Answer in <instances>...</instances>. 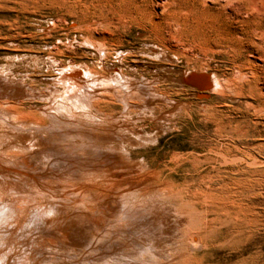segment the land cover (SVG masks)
I'll return each instance as SVG.
<instances>
[{
    "label": "bare ground",
    "instance_id": "6f19581e",
    "mask_svg": "<svg viewBox=\"0 0 264 264\" xmlns=\"http://www.w3.org/2000/svg\"><path fill=\"white\" fill-rule=\"evenodd\" d=\"M121 1L154 22L161 9L176 31L181 28L177 14L207 3L189 0V8L180 0H158L157 6L154 0ZM217 1L228 2L206 10L222 20L220 29L232 41L243 9L235 0ZM106 2L92 3L103 12ZM71 27L81 31L76 23ZM74 37L46 46L49 72L57 76H48L42 90L33 76L0 70V264H248L219 254H249L257 231H264V169H251L258 161L251 146L239 147L235 137L240 135L233 131L202 130L200 135L230 145L195 135L200 143L186 158H171V174L147 164L133 178L111 177L136 172L126 160V147H119L129 126L146 121L167 130L166 124L188 107H175L156 86L128 76L129 52L111 51L93 37ZM74 43L93 48L102 70L108 72L110 58L118 67L109 76L97 66L59 56ZM151 45L161 57L175 55L170 47ZM211 84L212 92L225 89L218 77ZM157 101L174 107L173 113H157ZM111 125L120 130L103 131ZM50 190L69 198L51 197Z\"/></svg>",
    "mask_w": 264,
    "mask_h": 264
},
{
    "label": "rangeland",
    "instance_id": "374dc122",
    "mask_svg": "<svg viewBox=\"0 0 264 264\" xmlns=\"http://www.w3.org/2000/svg\"><path fill=\"white\" fill-rule=\"evenodd\" d=\"M180 1L184 7H193L189 0ZM92 2L0 0V70L10 71L18 77L33 76L42 90L49 84L48 76H57L49 72L46 46L51 47L67 36L71 39L74 36L80 38L81 35L93 37L111 51L122 48L130 53L128 65L124 68L128 76L137 82L156 86L161 93L168 94L175 107H188L166 124L169 126L167 130L146 121L129 126L130 130L127 129L119 147H126V160L136 172L113 173L111 177L120 180L133 178L139 167L147 164L153 169L164 170V176H167L175 168L174 157L186 158L201 140L230 145L225 139L200 135L202 130L211 132L217 128L240 135V138L235 137L237 145L243 147L248 143L253 157L258 160L252 162L254 165L251 169L258 172L264 169L258 163L264 162V35H260L264 31V0L234 1L243 11L234 23L237 37L232 41L226 40L227 31L220 29L222 20L215 19L206 10L207 7L218 10L228 1L207 0L206 6L203 4L199 8H191L190 12H180L175 18L181 26L178 31L175 25L170 29L165 15L159 14L161 9L157 10L154 22L145 20L132 6L121 0H108L103 12ZM159 3L154 0L155 6ZM204 9L206 11L201 12ZM73 23L81 28L77 34L71 27ZM153 23H158L156 28ZM154 43L167 49L170 47L169 50L172 49L175 55L161 57L160 49L151 45ZM73 47L59 56L87 63L93 68L97 66L102 74L109 76L118 67L116 60L110 58L107 63L109 70L106 69L108 72L102 70V60L97 58L93 48L79 43H74ZM133 68L135 72L131 70ZM194 73L209 75L211 80L218 77L225 89L212 92V85L209 92L202 93L188 86L189 78H195ZM154 105L157 113L169 114L174 111V107H165L160 101ZM102 129L115 134L120 130L112 125ZM195 135L201 136V140H194ZM101 140L112 141L105 137ZM185 169H190V166ZM178 174L183 173L179 171ZM100 187L98 190L103 191V185ZM256 188L259 192L261 186L258 182ZM48 195L69 198L67 192L56 194L50 190ZM249 251V254L240 256L224 250L219 256L225 259L233 257L230 259L233 263L247 259L250 261L248 264H264V231H257Z\"/></svg>",
    "mask_w": 264,
    "mask_h": 264
},
{
    "label": "water",
    "instance_id": "95a60500",
    "mask_svg": "<svg viewBox=\"0 0 264 264\" xmlns=\"http://www.w3.org/2000/svg\"><path fill=\"white\" fill-rule=\"evenodd\" d=\"M202 76V81L204 80L205 82L198 81L196 79H200ZM199 78H189V81L187 82L188 86L197 89L198 91L205 93L209 92L212 89V84H211V77L206 74H202Z\"/></svg>",
    "mask_w": 264,
    "mask_h": 264
},
{
    "label": "snow or ice",
    "instance_id": "6c2138e0",
    "mask_svg": "<svg viewBox=\"0 0 264 264\" xmlns=\"http://www.w3.org/2000/svg\"><path fill=\"white\" fill-rule=\"evenodd\" d=\"M47 215H51V212H49V213H46Z\"/></svg>",
    "mask_w": 264,
    "mask_h": 264
}]
</instances>
